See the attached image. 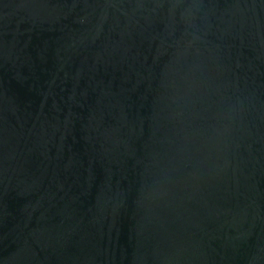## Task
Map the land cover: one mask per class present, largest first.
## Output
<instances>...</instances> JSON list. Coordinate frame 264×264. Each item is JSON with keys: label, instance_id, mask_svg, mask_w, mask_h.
<instances>
[{"label": "water", "instance_id": "water-1", "mask_svg": "<svg viewBox=\"0 0 264 264\" xmlns=\"http://www.w3.org/2000/svg\"><path fill=\"white\" fill-rule=\"evenodd\" d=\"M0 264H264V0H0Z\"/></svg>", "mask_w": 264, "mask_h": 264}]
</instances>
